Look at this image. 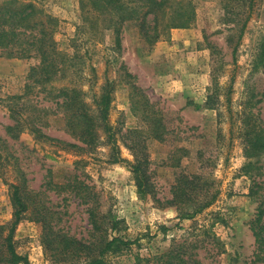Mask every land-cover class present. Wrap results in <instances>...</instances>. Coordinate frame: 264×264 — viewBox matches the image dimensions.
I'll return each mask as SVG.
<instances>
[{
	"label": "rangeland",
	"instance_id": "374dc122",
	"mask_svg": "<svg viewBox=\"0 0 264 264\" xmlns=\"http://www.w3.org/2000/svg\"><path fill=\"white\" fill-rule=\"evenodd\" d=\"M20 1L34 2L55 19L53 39L61 60L52 80L45 82L34 72L36 55L0 56V243L12 222L11 186H17L29 204L13 234L17 254L29 264H71L54 262L45 253L36 213L47 208L69 236L86 239L90 226L84 206L64 190L74 177L98 194L102 212L121 222L109 235L137 239L127 250L108 256L105 264H161L159 257L170 246L185 242L196 246L192 252L199 264H251L254 240L248 226L257 208L264 207V145L246 158L241 134L264 132V0L255 2L234 64L239 29L224 23L221 0H175L182 3L178 7H193L192 23L168 30L151 46L140 38L136 24L127 21L120 29L119 48L111 17L92 20L79 0ZM131 85L142 89L157 109L174 113L168 142L147 141L157 198L170 197L178 172L203 175L218 190L214 204L193 219L180 221L174 208L158 209L137 194L128 165L131 153L118 133L123 161L116 164L109 162L102 131L93 150L69 147L81 145L45 91L75 88L91 109L106 93L108 122L122 134L141 126L130 112ZM9 96H21L25 104L15 137L6 132L15 123L6 110ZM34 121L44 136L61 143L34 135L27 127Z\"/></svg>",
	"mask_w": 264,
	"mask_h": 264
},
{
	"label": "trees",
	"instance_id": "16d2710c",
	"mask_svg": "<svg viewBox=\"0 0 264 264\" xmlns=\"http://www.w3.org/2000/svg\"><path fill=\"white\" fill-rule=\"evenodd\" d=\"M223 2L224 23H232L239 29L237 42L232 48V63L244 28L251 18L256 0H221ZM182 3L175 0H79L81 10L94 20L109 15L111 27H114L115 46L120 47V29L127 21H133L143 42L151 46L158 42L168 30L187 28L194 19V9L188 4L178 7ZM55 19L37 8L32 1L4 0L0 2V56L5 58L25 59L31 54L39 58V66L34 71L45 82H50L52 76L59 70L61 58L55 50L53 39ZM59 58V59H58ZM129 77V76H128ZM233 79L231 78L229 90ZM132 98L130 112L139 117L141 126L127 130L121 134L108 122V95L102 93L95 108L91 109L84 102V93L73 89L45 90L57 109L64 115L65 127L69 134L78 142L67 144L73 149L83 152L93 150L102 131L105 144L109 147V162L112 164L123 161L117 145L118 133L124 148L130 153L132 160L128 162L132 180L137 194L148 198L158 209L174 208L178 220H190L211 207L218 190L214 189V182L207 180L200 174H186L178 172L174 175V182L170 187V197L157 198L150 172V160L147 151V141L156 140L167 143L171 136L169 118L172 112H163L156 108L145 96L142 89L131 85ZM6 110L14 125L7 127L6 132L15 137L13 131L22 127L18 118L21 116L25 104L21 103V96H9ZM21 103V104H20ZM42 123V118L38 116ZM34 135L44 137L58 144L59 140H52L41 133L39 125L28 124ZM244 133V134H243ZM241 134L244 155L251 157L252 152H260L264 145L262 135L254 131ZM262 149V148H261ZM11 206L13 209L12 222L7 228V234L0 243V264H29L26 256L17 254L13 245V234L23 214L27 212L29 204L17 186H11ZM64 190L74 196L79 204L84 206L87 224L90 226L86 239H76L69 236L49 210L40 208L36 215V222L41 225V245L45 253L54 262L71 264H105L108 256L117 255L137 243V239L129 241L120 236H111L109 232H117L120 221L110 213L100 210L98 194L93 188L72 178L64 185ZM264 208V207H263ZM257 208L253 220L249 222V230L254 240L253 260L251 264H264V209ZM3 227L0 226V238ZM191 243L172 245L159 259L161 264H199Z\"/></svg>",
	"mask_w": 264,
	"mask_h": 264
}]
</instances>
